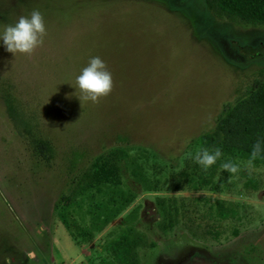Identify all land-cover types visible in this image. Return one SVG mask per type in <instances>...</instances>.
I'll use <instances>...</instances> for the list:
<instances>
[{"label":"rangeland","instance_id":"374dc122","mask_svg":"<svg viewBox=\"0 0 264 264\" xmlns=\"http://www.w3.org/2000/svg\"><path fill=\"white\" fill-rule=\"evenodd\" d=\"M169 1L0 0V35L34 9L47 33L30 57L0 41V264H129L127 243L139 264H264V164L193 159L264 69V26ZM227 33L253 44L241 66ZM95 56L113 79L97 104L75 86Z\"/></svg>","mask_w":264,"mask_h":264},{"label":"trees","instance_id":"16d2710c","mask_svg":"<svg viewBox=\"0 0 264 264\" xmlns=\"http://www.w3.org/2000/svg\"><path fill=\"white\" fill-rule=\"evenodd\" d=\"M188 4L198 11L211 12L215 17L228 20L233 24L264 26V0L169 1V7L173 9H182ZM217 37L222 38L214 40L227 61L240 66L246 63L245 58L249 61L247 54L252 52L250 49L253 47L252 43L242 41L230 33ZM263 39L264 37L257 40L263 41ZM202 141L205 148L210 151L220 148L223 154L239 155L247 159L252 146L260 141L261 156L254 163L264 164V69L258 71L257 79L234 104L227 103L224 106L222 114L217 117L214 130L205 134ZM110 167L107 164H100L92 174L85 175L89 182L94 178L99 181L106 180L109 179L110 172L113 173ZM218 207L220 209L218 213L221 216H226L229 212L233 213L232 209H226L222 205ZM131 247L130 243L119 246L121 249L115 253L117 259L127 252L126 260L130 261L129 264H139L138 258L130 251Z\"/></svg>","mask_w":264,"mask_h":264},{"label":"clouds","instance_id":"9594fccd","mask_svg":"<svg viewBox=\"0 0 264 264\" xmlns=\"http://www.w3.org/2000/svg\"><path fill=\"white\" fill-rule=\"evenodd\" d=\"M46 34L44 17L39 10L34 9L28 16L22 15L14 24L7 25L3 34L0 35V41L3 42L6 51L14 56L20 53L30 57L38 47L43 45ZM75 86L80 92V101H91L97 104L111 93L112 74L107 69L106 63L99 56H95L90 58L88 65L76 77ZM261 151V143L257 141L252 146L247 161L249 168L254 167V162L260 158ZM222 155L220 148L211 151L203 148L196 152L193 159L204 171H207ZM221 169L230 174L240 171L239 166L231 161L222 163Z\"/></svg>","mask_w":264,"mask_h":264}]
</instances>
